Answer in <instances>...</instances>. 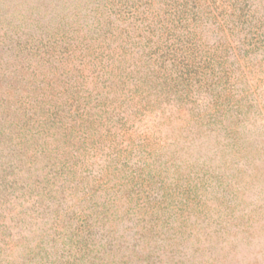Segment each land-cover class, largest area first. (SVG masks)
<instances>
[{
  "label": "rangeland",
  "instance_id": "1",
  "mask_svg": "<svg viewBox=\"0 0 264 264\" xmlns=\"http://www.w3.org/2000/svg\"><path fill=\"white\" fill-rule=\"evenodd\" d=\"M0 264H264V0H0Z\"/></svg>",
  "mask_w": 264,
  "mask_h": 264
}]
</instances>
